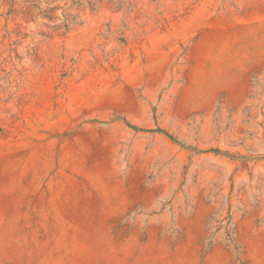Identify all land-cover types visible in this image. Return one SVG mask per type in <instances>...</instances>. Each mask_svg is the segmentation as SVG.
Listing matches in <instances>:
<instances>
[{"label": "rangeland", "instance_id": "374dc122", "mask_svg": "<svg viewBox=\"0 0 264 264\" xmlns=\"http://www.w3.org/2000/svg\"><path fill=\"white\" fill-rule=\"evenodd\" d=\"M0 264H264V0H0Z\"/></svg>", "mask_w": 264, "mask_h": 264}]
</instances>
